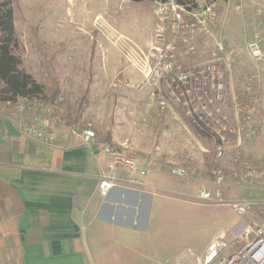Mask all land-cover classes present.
<instances>
[{
  "label": "rangeland",
  "instance_id": "obj_1",
  "mask_svg": "<svg viewBox=\"0 0 264 264\" xmlns=\"http://www.w3.org/2000/svg\"><path fill=\"white\" fill-rule=\"evenodd\" d=\"M198 1L216 2L218 17L210 33L196 36L193 52L178 54L175 71L190 78L171 83L144 73L150 51L168 40L158 37L163 23L154 1L14 0L21 67L43 85L25 116L47 128L90 126L100 140L151 161L149 174L164 178L150 223L109 264H187L204 254L217 229L260 219L259 207L240 217L228 203L259 199L256 193L264 200V0ZM255 40L260 57L247 51ZM217 42L233 52L231 63ZM221 141L229 177L223 199L204 200L201 188L216 190ZM249 168L262 179H243Z\"/></svg>",
  "mask_w": 264,
  "mask_h": 264
},
{
  "label": "crops",
  "instance_id": "obj_2",
  "mask_svg": "<svg viewBox=\"0 0 264 264\" xmlns=\"http://www.w3.org/2000/svg\"><path fill=\"white\" fill-rule=\"evenodd\" d=\"M11 108L0 104V264H109L121 257L128 237L150 223L163 176L152 172L139 183L123 175L104 196L98 182L107 155L99 147L63 126L50 143L27 135L26 127L44 125Z\"/></svg>",
  "mask_w": 264,
  "mask_h": 264
},
{
  "label": "built area",
  "instance_id": "obj_3",
  "mask_svg": "<svg viewBox=\"0 0 264 264\" xmlns=\"http://www.w3.org/2000/svg\"><path fill=\"white\" fill-rule=\"evenodd\" d=\"M154 4L155 14L163 23L158 29V37H164L166 34L168 40L150 51L148 58L151 59V62H148L145 68V76L160 79L167 75L169 82L183 83L190 77L187 71L178 73L175 71L177 69L178 54L182 48L187 52H193L196 36L210 33L211 27L218 17L216 2L210 1L199 4V1L196 0V5H193L191 3H181L177 0H167L154 1ZM216 50L224 53V59L231 63L233 52H228L223 42L216 43ZM247 51L250 55L256 57L263 54L258 40L250 42ZM30 102L27 97L19 98L15 102L11 100L3 101L6 106L14 107L19 112L25 111ZM33 106H35V103ZM44 130L45 127L38 128L31 125L26 127L24 132L27 135L42 137L50 143L54 136V127L49 126L46 131ZM220 138L225 139L224 136ZM81 139L87 145L99 147L100 151L107 155L106 167L101 170L98 182V192L104 196H107L111 189L119 186L123 175L129 182L142 183V179L150 172L151 161H145L126 148L116 146L106 140H100L95 130L90 126L81 130ZM216 157L219 161L212 169L216 190L213 194L209 189L201 188L198 194L204 200L221 201L223 199L221 188L229 178L221 162L224 157L222 141L216 148ZM173 172L178 175H185L188 170L176 167ZM133 176L134 178H132ZM262 176L263 172L259 169L249 168L243 173L242 178L247 179L248 177L250 181H260ZM228 205L240 217L253 213L255 208L259 207L260 219L247 222L239 231H234L232 228L215 234L204 254L198 257L197 260L187 264H264V200L253 198L234 200Z\"/></svg>",
  "mask_w": 264,
  "mask_h": 264
},
{
  "label": "trees",
  "instance_id": "obj_4",
  "mask_svg": "<svg viewBox=\"0 0 264 264\" xmlns=\"http://www.w3.org/2000/svg\"><path fill=\"white\" fill-rule=\"evenodd\" d=\"M142 2L146 0H132ZM167 1V0H150ZM196 5V0H177ZM15 26L14 0H0V100L17 101L43 92V85L22 67ZM197 132H200L196 129ZM201 134H204L200 132Z\"/></svg>",
  "mask_w": 264,
  "mask_h": 264
},
{
  "label": "bare ground",
  "instance_id": "obj_5",
  "mask_svg": "<svg viewBox=\"0 0 264 264\" xmlns=\"http://www.w3.org/2000/svg\"><path fill=\"white\" fill-rule=\"evenodd\" d=\"M99 18L101 17V16H98Z\"/></svg>",
  "mask_w": 264,
  "mask_h": 264
}]
</instances>
